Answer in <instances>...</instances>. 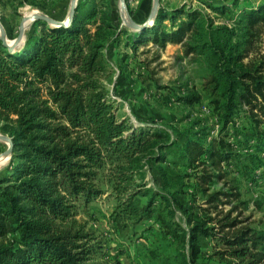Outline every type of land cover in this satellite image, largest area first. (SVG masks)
Returning <instances> with one entry per match:
<instances>
[{
    "label": "trees",
    "instance_id": "1",
    "mask_svg": "<svg viewBox=\"0 0 264 264\" xmlns=\"http://www.w3.org/2000/svg\"><path fill=\"white\" fill-rule=\"evenodd\" d=\"M100 2L105 9L80 0L68 26L35 20L13 51L0 39V121L14 125L10 162L0 171V264H120L110 256L116 239L107 247L73 219L102 193L96 180L103 169L120 197L116 231L154 224L187 249L161 264H264V223L247 224L237 212V184H264V0L202 1L213 15L161 6L154 23L136 31L116 25L109 0ZM126 8L138 23L149 0ZM121 36L134 51L174 44L185 56H205L214 125L195 121L199 127L180 131L118 117L103 50ZM200 98L187 90L174 101L192 107ZM144 165L160 177L159 189L134 179ZM166 165L191 180L187 197L172 190ZM175 210L186 227L172 218Z\"/></svg>",
    "mask_w": 264,
    "mask_h": 264
},
{
    "label": "rangeland",
    "instance_id": "2",
    "mask_svg": "<svg viewBox=\"0 0 264 264\" xmlns=\"http://www.w3.org/2000/svg\"><path fill=\"white\" fill-rule=\"evenodd\" d=\"M79 1L76 0V6ZM92 1H94L95 9H105L102 4H99L100 0ZM140 1L127 0L125 5L128 4L135 10ZM181 1L185 2L181 3ZM109 2L113 11L114 23L120 27L131 29L126 22L128 19L127 8L122 10L119 0H109ZM160 2L161 5L168 8L173 5L185 4L190 10L200 8L208 15H213L193 0H160ZM70 3L71 0H0V24L5 32V39L8 43H12L19 34L23 18L33 14H44L58 21L65 20L69 14ZM149 4L150 8L145 10L150 13L152 0H149ZM145 20L138 24L144 23ZM154 21L151 22V25ZM32 23L30 20L24 23L23 39L17 48L24 43ZM260 49H262L261 53H264L263 46H260ZM103 51L110 66L109 72L105 74L104 84L110 97L115 101L118 117L127 118L134 126H139L142 123L163 127L172 124L180 131L192 126L195 121H199L202 127L214 125L208 108L206 90L203 88L206 77L209 75L204 61L205 56L197 58L185 56L179 45L171 44L166 45L164 50L148 44L139 46L134 51L132 47L124 46L122 36L119 42L116 45L113 44L112 47L110 43H107ZM166 88H169L172 93L166 94ZM187 90L197 93L201 97L200 102L192 107H183L174 101V97ZM1 126L6 128L7 132L0 130V135L11 138L10 133L14 125L0 121ZM197 126L199 127V125ZM197 126L193 125L192 127L196 129ZM213 132L215 133L214 130ZM8 147L9 143L0 139V171L10 162L11 153L6 154ZM166 168L172 190L181 191L186 196V193L191 191L189 186L191 180L183 177V169L179 166L166 165ZM157 176L156 171H149L144 165L141 169H137L134 179L137 183L145 184L146 188L159 189L161 180L160 177L156 178ZM153 177H155V181ZM232 179L233 176L227 177L228 181H232ZM96 185L102 193L93 199L85 209L78 206L77 214L73 219L77 225H83L85 231L91 232L94 237L102 240L107 247L114 245L113 242L116 239L117 250L110 255L113 260L116 259L120 264H161L165 257H174L176 253L183 251L184 248L182 249L181 244L176 246L178 245L177 241L163 237L162 233L155 228L151 229L150 227L154 224H140L137 228L138 231L134 234L125 230L116 231L114 212L118 207L120 197H116L106 169L99 172ZM237 189L242 195L237 211L240 213L239 218L246 219L247 224L264 223V184L253 186L241 182L237 184ZM185 196L181 193L177 194V198L183 203L187 202V196ZM141 201L145 202L146 198L142 197ZM167 218H171L168 213ZM172 218L186 227L182 211L175 210ZM203 246L206 249L205 255H208L210 248L206 241H203ZM184 252L186 253L187 249H184ZM111 263L112 261H110ZM209 264H217V262L212 260Z\"/></svg>",
    "mask_w": 264,
    "mask_h": 264
},
{
    "label": "water",
    "instance_id": "3",
    "mask_svg": "<svg viewBox=\"0 0 264 264\" xmlns=\"http://www.w3.org/2000/svg\"><path fill=\"white\" fill-rule=\"evenodd\" d=\"M119 1H120V6H121L122 10H126L125 0H119ZM158 5H159V0H152V6H151L150 13H149L147 19L145 20V22L142 24L136 23L133 19H131V17L127 13V17H128V19L126 20L127 26L131 29H134V30H143L146 27H148L149 25H151V22H153L155 20ZM75 7H76V0H71L69 14L65 18V20H63V21L55 20V19H53L47 15H44V14H33L32 16H28L26 18H23L22 22L20 23L19 34L17 35L16 39L12 43H8L7 40L5 39V32H4L3 27L0 24V39L2 40L3 44L10 51H13L17 47V45L21 42V40L23 39V32H24V28H25L24 23L26 21L30 20V21L34 22L37 19H41V20L46 21L47 23H49V25H52V26H68L71 23V19H72V15L74 13ZM0 139L5 140L9 143V147L6 150V154L11 153V150H12L11 138L4 136V135H0Z\"/></svg>",
    "mask_w": 264,
    "mask_h": 264
},
{
    "label": "crops",
    "instance_id": "4",
    "mask_svg": "<svg viewBox=\"0 0 264 264\" xmlns=\"http://www.w3.org/2000/svg\"><path fill=\"white\" fill-rule=\"evenodd\" d=\"M192 1V0H191ZM194 2H197L198 4H200V6L201 7H203L204 8V6H203V4H202V1H208V2H210V3H214V4H224V3H229L231 0H193ZM185 1H181V3H184ZM180 3V4H181ZM161 6H163V5H161V2L159 1V5H158V8L159 7H161ZM174 6H177V5H173V6H169V8H172V7H174ZM205 9V8H204ZM167 45H169V44H167ZM171 45H174V44H171ZM174 46H176V45H174ZM178 46V45H177ZM121 118H125V117H121ZM114 243V242H113ZM113 243H111V244H113ZM114 248H113V250H111V252H114ZM120 258H121V256H120Z\"/></svg>",
    "mask_w": 264,
    "mask_h": 264
}]
</instances>
